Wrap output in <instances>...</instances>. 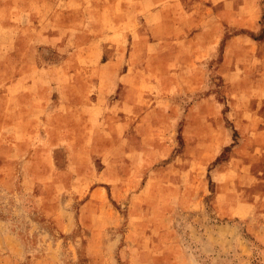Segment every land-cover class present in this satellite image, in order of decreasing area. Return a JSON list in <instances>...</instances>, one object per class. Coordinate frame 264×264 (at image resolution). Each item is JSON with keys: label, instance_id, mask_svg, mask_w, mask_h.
I'll list each match as a JSON object with an SVG mask.
<instances>
[{"label": "rangeland", "instance_id": "1", "mask_svg": "<svg viewBox=\"0 0 264 264\" xmlns=\"http://www.w3.org/2000/svg\"><path fill=\"white\" fill-rule=\"evenodd\" d=\"M262 98L264 0H0V264H264Z\"/></svg>", "mask_w": 264, "mask_h": 264}, {"label": "crops", "instance_id": "2", "mask_svg": "<svg viewBox=\"0 0 264 264\" xmlns=\"http://www.w3.org/2000/svg\"><path fill=\"white\" fill-rule=\"evenodd\" d=\"M228 41V40H227ZM216 42V41H215ZM214 43V42H213ZM215 46V45H214ZM214 46H213V44H212V46H209L207 43H206V46L204 47H201V48H203V50L201 51V50H198L197 48H193L189 53H187L186 55H190V56H192V54L194 53V51H195V56H197V55H199V54H202V55H204V53H206V51H208V49H210V47H213L214 48ZM178 50V49H177ZM178 53H179V51H178ZM199 69V71H201L200 70V68H198ZM212 69H213V71H214V73L215 74H218L219 76H221L222 78H223V82H225V84L226 83H228V84H235V83H237V81H238V85L240 84L239 83V80H234L233 79V77L234 76H237V75H240L241 74V70H240V68L239 67H236L235 65H234V63H233V60L231 59L230 61H228V59L227 58H225L224 60H222L220 63H218V65L217 66H213L212 67ZM204 71L205 72H207V71H209V67H206V68H204ZM171 82V86L173 85V83H174V80L173 79H169ZM165 81H167V79L165 80ZM199 81H203L202 79H200ZM231 81H233V82H235V83H233V82H231ZM199 84V83H198ZM181 85H185L184 84V82L181 84ZM179 83H177V82H175V85H174V87L176 86V87H179V86H181ZM237 85V84H236ZM240 86V85H239ZM208 102H216V103H218L219 102V100L217 99V94H216V92H214V91H210L209 93H206L203 97H201V98H199V99H197V101H195V104L197 103V104H199V106L200 107H202L203 105H204V103H208ZM261 103H264V98H262V100H261ZM203 108V107H202ZM216 109V108H215ZM263 112H264V107H263ZM221 112V111H220ZM195 113H197L198 114V111L197 110H195V109H193V108H191L190 106H188V109L185 111V118H188V116L189 117H193V114H195Z\"/></svg>", "mask_w": 264, "mask_h": 264}]
</instances>
